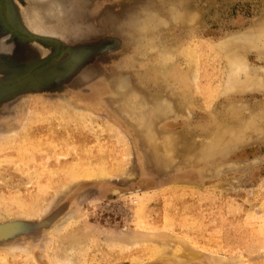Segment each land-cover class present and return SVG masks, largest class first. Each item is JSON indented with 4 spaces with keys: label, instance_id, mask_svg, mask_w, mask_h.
<instances>
[{
    "label": "rangeland",
    "instance_id": "obj_1",
    "mask_svg": "<svg viewBox=\"0 0 264 264\" xmlns=\"http://www.w3.org/2000/svg\"><path fill=\"white\" fill-rule=\"evenodd\" d=\"M3 3L0 264H264V0Z\"/></svg>",
    "mask_w": 264,
    "mask_h": 264
},
{
    "label": "water",
    "instance_id": "obj_2",
    "mask_svg": "<svg viewBox=\"0 0 264 264\" xmlns=\"http://www.w3.org/2000/svg\"><path fill=\"white\" fill-rule=\"evenodd\" d=\"M44 9L47 10L48 9V6L46 3H44ZM0 16H1V19H0V22L2 23V25L8 27L9 25V20H8V17H7V13H6V9L5 7L1 6L0 5ZM44 15H42V22H45L46 20H48V18L44 19L43 17Z\"/></svg>",
    "mask_w": 264,
    "mask_h": 264
},
{
    "label": "flooded vegetation",
    "instance_id": "obj_3",
    "mask_svg": "<svg viewBox=\"0 0 264 264\" xmlns=\"http://www.w3.org/2000/svg\"><path fill=\"white\" fill-rule=\"evenodd\" d=\"M0 5L5 7L6 5L3 3V0H0ZM1 17V16H0Z\"/></svg>",
    "mask_w": 264,
    "mask_h": 264
},
{
    "label": "bare ground",
    "instance_id": "obj_4",
    "mask_svg": "<svg viewBox=\"0 0 264 264\" xmlns=\"http://www.w3.org/2000/svg\"><path fill=\"white\" fill-rule=\"evenodd\" d=\"M42 21V20H41ZM241 64V63H240Z\"/></svg>",
    "mask_w": 264,
    "mask_h": 264
}]
</instances>
